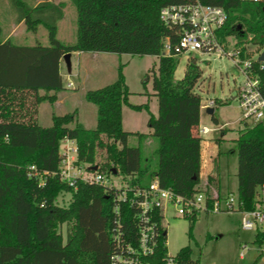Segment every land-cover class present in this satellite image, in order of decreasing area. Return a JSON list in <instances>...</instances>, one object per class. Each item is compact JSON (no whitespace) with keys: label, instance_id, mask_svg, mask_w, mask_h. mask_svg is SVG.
<instances>
[{"label":"trees","instance_id":"16d2710c","mask_svg":"<svg viewBox=\"0 0 264 264\" xmlns=\"http://www.w3.org/2000/svg\"><path fill=\"white\" fill-rule=\"evenodd\" d=\"M191 1L195 0H69L76 13L75 39L62 43L55 34L64 1L7 0L14 23L22 22L31 32L42 26L47 44H15L0 37V264H108L110 195L97 185L78 183L72 189L55 175L38 186L36 179L26 175L29 165L41 171L56 170L63 137L76 142V164H94L96 148L103 147L106 162L100 168L107 174L127 176L140 187L156 179L160 186L183 196L197 190L201 99L193 87L199 70L191 57L182 76L174 79L179 56L164 55L162 48L165 38L170 48L174 45L179 27L168 26L159 18L162 7ZM198 1L225 13L226 21L216 31L219 40L233 37L241 47L240 55L246 43L259 52L264 50L263 3ZM71 51L155 56L156 65L149 74L151 93L146 90L148 74L141 93L147 99L155 98L156 114L149 111L147 101L128 102L123 64L119 63L113 81L84 92V99L95 107L93 127L84 128L77 122L75 110L51 113L49 125H39L37 104L56 100V93L63 89L58 61ZM258 73L264 79V62ZM123 105L146 113L148 135L156 140L149 156H141L139 145H127L128 135L134 134L140 141L145 134L122 129ZM212 113L213 109L210 118L216 122ZM234 144L235 196L247 210L254 207L256 188L264 185V122L243 123ZM62 194L69 195L66 204L57 202ZM128 212L130 218L133 210ZM195 215L187 218L189 238ZM123 224L135 226L129 220ZM263 237L264 233L256 232L253 242L260 244ZM190 252L188 245L180 248L177 264H197Z\"/></svg>","mask_w":264,"mask_h":264},{"label":"rangeland","instance_id":"374dc122","mask_svg":"<svg viewBox=\"0 0 264 264\" xmlns=\"http://www.w3.org/2000/svg\"><path fill=\"white\" fill-rule=\"evenodd\" d=\"M25 1L35 3L39 0ZM62 1H64L63 15L57 22L55 37L62 43H71L75 39L76 13L69 0ZM13 17V12L7 0H0V37L11 33L10 40L12 42L47 44L46 30L42 26H37L34 32L27 31L22 22L16 25L17 23H14ZM225 41V47L228 46V43L231 47L235 39L227 37ZM243 46L245 55L252 56L254 53L259 52L255 46L248 43ZM162 53H164V48H162ZM99 54L95 60L91 58L83 60L82 58L88 56V54L82 55V66L78 65L77 57L72 55L70 70H67L64 62L61 64L60 70L63 85L70 80L74 82V89L64 90L62 93V96H64L63 103L55 108L46 102L43 103L40 106L41 121L48 118L50 123L49 114L52 112L63 114L75 110L77 122H80L85 128L93 127L95 123V107L84 99V92L113 81L119 63L123 64L122 74L129 90L128 101L133 104H139L147 99L146 95L141 93V83L145 80V74H148L146 90L151 91L149 74L156 65L154 56H130L125 53L108 52ZM192 57L195 59L199 70V77L193 87V91L199 95L201 105L205 104L209 99L217 102L211 107L213 109L212 117L216 122L208 118L210 117L209 114L203 108H200L201 119L205 120L202 122L208 128L214 129L203 136L211 139L219 137L220 130L218 128L225 124V126L221 127L224 130V134L218 144L220 151L217 158L219 194L220 197L228 194L235 196L236 156L234 139L236 138L237 130L242 126V122L240 121V109L234 96L235 88L241 82L242 77L226 56L216 58L213 55L192 54ZM185 65L186 58L179 56L173 73L174 79H179L182 76ZM77 74L83 75L84 80L79 82ZM149 103L150 110L155 115L156 100L153 96ZM121 112V127L124 131L145 134L140 141L136 135H128L127 145H139L141 156H149L156 146V140L148 135L146 113L143 110L133 111L126 106L121 107ZM246 122L250 124L252 121L247 120ZM105 162L104 148H96L95 163L100 167L104 166ZM102 169L104 170V168ZM109 178L116 186L122 182L129 181V177H123L120 174H112ZM206 194L208 193L206 192ZM68 196V194L58 196V204H66ZM239 218L240 214L238 211H200L194 217L190 231L191 238H189L187 236L189 224L187 218L170 213L166 220L162 222L165 230L163 238L165 251L167 254L175 255L180 248L188 245L191 251L190 258L197 260V264H252L256 259L259 247L258 244L253 242L254 230L241 229Z\"/></svg>","mask_w":264,"mask_h":264},{"label":"built area","instance_id":"2783aa9c","mask_svg":"<svg viewBox=\"0 0 264 264\" xmlns=\"http://www.w3.org/2000/svg\"><path fill=\"white\" fill-rule=\"evenodd\" d=\"M239 1L264 4V0ZM159 18L168 26L179 27L177 40L171 48L165 38L164 55L171 52L175 56H184L186 60L192 54L213 55L216 58L226 56L242 77L234 96L240 109V121L242 124H247V120L252 121L250 124L264 122V79L258 73L263 68L264 60L257 59L259 52L252 56L244 52L240 55L241 47L236 46L235 41L231 47L229 43L225 47V39L231 36L223 40L217 38L216 31L226 21V15L220 7L202 4L198 0L167 5L160 9ZM213 105L214 100L209 99L201 106L206 109ZM223 126L225 124L220 127ZM76 155L75 140L63 137L58 144L56 170L41 171L29 165L26 175L36 179L38 186L44 184L46 177L55 175L72 189L78 183L97 185L110 195L111 250L108 264H177L176 254L166 253L163 240L165 230L162 222L170 213L188 218L200 211H238L241 229L264 233V185L256 188L254 207L246 210L240 207L236 196L231 194L224 197L209 196L196 190L190 196H183L160 186L156 179L141 187L129 181L116 186L109 178L112 174H107L98 164H76ZM131 209L133 213L129 218L128 211ZM124 220L131 221L135 226H124ZM258 247L255 264H264V237Z\"/></svg>","mask_w":264,"mask_h":264},{"label":"crops","instance_id":"0c3cea01","mask_svg":"<svg viewBox=\"0 0 264 264\" xmlns=\"http://www.w3.org/2000/svg\"><path fill=\"white\" fill-rule=\"evenodd\" d=\"M19 23H17L16 25H18ZM10 35H11V33H8L6 36L3 37V40L8 38V37H9L8 39L10 40ZM13 43H15V44H24V43H19V42H13ZM26 45H31V44H26ZM99 53H102V52L71 51V52H69V63H70V59H71L72 55H74V56L77 57L76 61L78 62V65L82 66L81 65L82 64V62H81L82 55L88 54V56L82 58L83 60H88L89 58L95 60L98 57V55H100ZM103 57H106V56H103ZM101 59H105V58H101ZM155 59H156V57H155ZM62 63H63V61L60 58L59 61H58V72H59L60 77H61V82H62V73H61L60 67H61ZM69 70H70V66H69ZM77 76L79 78V82H81V80H84V76L83 75L80 76L79 74H77ZM62 86H63V89L56 93V100L54 102L48 103L46 101H42V102H39L37 104L36 118H37V122H38L39 125H41V126L49 125L48 118H45V119H43L41 121V118H40V106L43 105V103H45V102L48 103L49 105H51L54 108L57 105L62 104L63 100H64V96H62V93L66 89H70V90L74 89L73 88L74 87V82L68 80V82H66L65 85H63V83H62ZM39 93H43V91H39ZM147 93H151V91L147 90ZM146 98H147V96H146ZM151 98H152V96H149L148 99H145L144 102L139 103V104H143V103H145L147 101L149 111L153 114V112L150 110V105H149L150 104L149 100ZM131 104H133V103H131ZM123 106H126V105H123ZM201 108H202V106H201ZM206 109H204L205 112H206ZM52 113L55 114L54 112H52ZM50 114H49V119H50ZM57 115H61V114H57ZM209 116H210V114H209ZM208 118H210V117H208ZM202 121H205V120L201 119L200 111H199V120H198V124H197V129H198L199 137H200V159H199V170H198V184L196 185V189L200 190V191H203L205 193L207 192L209 196L217 195V196L220 197L219 186H218V178H217V174H218L217 158H218V155L220 153L219 148H218V146H219L218 144H219L220 140L222 139V136L224 134V130H223V128L219 127L218 128L220 130L219 137H215L214 139L206 138L203 135L206 134L207 132H210V130H214V129L213 128H208ZM121 124H122V112H121ZM202 129L204 130L203 132H201ZM221 130H223V131H221Z\"/></svg>","mask_w":264,"mask_h":264},{"label":"water","instance_id":"95a60500","mask_svg":"<svg viewBox=\"0 0 264 264\" xmlns=\"http://www.w3.org/2000/svg\"><path fill=\"white\" fill-rule=\"evenodd\" d=\"M61 59H62V61L64 62V64H65L67 70H69V66H70V63H69V52L64 53V54L61 56ZM257 59H258L259 61L264 60V50H262V51L260 52V54L258 55V58H257ZM206 112H207L208 114H211V112H212V108H207V109H206ZM94 167H95V166H93V168H94ZM112 173H114V171H112Z\"/></svg>","mask_w":264,"mask_h":264}]
</instances>
